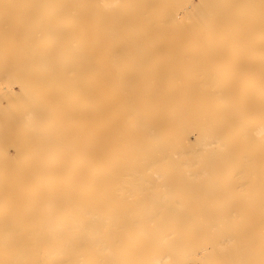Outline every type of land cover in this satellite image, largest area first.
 <instances>
[{"label": "bare ground", "instance_id": "bare-ground-1", "mask_svg": "<svg viewBox=\"0 0 264 264\" xmlns=\"http://www.w3.org/2000/svg\"><path fill=\"white\" fill-rule=\"evenodd\" d=\"M197 190L264 264V0H0V264L139 262Z\"/></svg>", "mask_w": 264, "mask_h": 264}, {"label": "rangeland", "instance_id": "rangeland-1", "mask_svg": "<svg viewBox=\"0 0 264 264\" xmlns=\"http://www.w3.org/2000/svg\"><path fill=\"white\" fill-rule=\"evenodd\" d=\"M170 53L173 54V52H170ZM99 57H100V55H99ZM51 88H52V87H50V88L47 90V91H48V94L52 91ZM15 89L18 90L17 87H16ZM49 90H50V91H49ZM49 95H50V94H49ZM51 95H52V94H51ZM51 95H50V96L47 95V96H48L47 99H48L49 101L52 100ZM52 113H53V115H54L55 118L53 117ZM52 113L49 114L50 116H52V117H50V119L52 118V119H51L52 122H51V124L49 125L50 127H55L56 125H60V124H62V123L64 124L65 122H67V125H68V120H69L70 122L72 121L71 124H73V126H72V125L70 124V122H69V127L72 126V127H70V128H72L71 130H74L73 127L76 128L75 125L77 124V121H74L73 118H67V120L64 121V119H65V118H64V117H65L64 115H63V117H62L63 119H61V117H60L61 115L58 114L59 112L56 113V114H58V115L54 114V112H52ZM70 116H72V115H69L68 117H70ZM53 118H54V119H53ZM56 119H57V120H56ZM58 119H59L60 121H59ZM55 120H56V121H55ZM61 120H62V121H61ZM49 121H50V120H49ZM58 122H59V123H58ZM75 122H76V123H75ZM52 123H53V125H55V126H52ZM57 123H58V124H57ZM1 125L4 127L3 122L1 123ZM70 128H67V129L69 130ZM68 130H67V131H68ZM76 130H77V128H76ZM71 132H73V131H71ZM74 132H77V131H74ZM68 133H69V131H68ZM72 134H74V133H72ZM33 145L36 146L35 144H33ZM10 153L13 154V149L10 150ZM22 159H24V157H23ZM22 162H23V160H22ZM72 185H73V186H76L77 183L74 182ZM78 185H79V184H78ZM113 185H114V184H113ZM119 185H121V184H118V185L115 184V186H119ZM122 185H123V184H122ZM203 191H204V190L192 191V193H191V192H185L186 194H183V193H176V195H178V196H179V195H183V196L185 197V199H186L187 202H191V203H189V205H188L189 207L192 206L193 209H194L195 207H197V208H195V209H194L195 211H194V210L192 209V207H191L192 211H191V213H189L190 215H189V214H184V215H181V216H180V215H178V214H172L174 218H173L172 216H171V217L168 216V218H170V219H169L166 223L169 222V225L166 224L163 228H161V229H163V230L160 229V231H163L164 237L166 236V233H167V236H168V235L171 236V231H172V234H175L176 232H178V234H179V233L182 232L183 235H184L183 237H184V239H186V240H185V241H183L184 239L181 240L183 237H181V238L178 237V236H180L181 234L177 235V233H176V234L174 235V237H172L173 235L171 236L172 239H171V238L168 239V237H167L166 240H164V241H165V243H164V242L161 241V239H162V237H163L162 233H160L159 231H157V232H155V235H156V233H157V236H158V235H162L161 237L158 236V240L161 238L160 241H159V243H160V244H159V243H156V242H158V241L155 240V239H157V238H156L157 236H156V237L154 236V238L151 237V236L154 235V231L152 232V230H149V232H148V236L145 235L146 237H144V236L142 237V235H140V236H139V240H141L140 237L143 238L142 240H144L145 238H146V239H147V238H148V239H149V238H150V239L152 238V239H154L156 242H155V241H152V239H151V240L149 239L150 242L148 243V242H147L148 239H147V240L145 239V240L143 241L144 243H141V244H143V246H142V245H141V246H142L143 248H145L147 251L145 250V251H146V252H145L143 249H141V251H140V252H142V254H143V256H144L143 259H142L141 261H139L140 263H139L138 261H133L132 264H151V263H154V261H156V260H154V259H159L160 257L162 258V257H166V256H169V255H170L169 258H168L169 260H168V261L166 260V264H181L182 261H184V262H189V261H190V260H189V261H188V260H184V259H187V257L189 256V254L191 255L189 258H190L192 261L189 262V263H186V264H204V263L207 264V262H208V264H209V263H210V260L213 261V262H215V263H213V264H217V263H218V264H220V263L222 264L223 262H224L223 264L226 263L227 260L224 259V258L221 257V256H219V257L217 258L218 260H217L216 258H215V259H214V258H211V259H210V255H213V256L215 255V254H212V253H214V252H213L214 250H212V248H213L214 246H216L215 248H217V250L222 249V247L219 248V246H220V245H219V242H218L219 239L217 240V237H216V236L219 235V236H218V238H219L220 235L222 234V231L225 230V227L221 226L220 224H217V225H215V226L212 225V223H213V224H216V222H217V223H220V221H218L219 219L217 218V214H218V213L216 212V213H217V214H216L212 207H214V209L217 211V210H218V207L220 208V205H221V206L223 205V203H222V198H223V197H221V196L218 195V194H217V195H214V196L210 195V202H209V201H208V199H209L208 194H209V193H208L207 191H206V192H205V191L203 192ZM159 193H162V192L159 191ZM190 193H191V194H190ZM197 193H198V194H197ZM162 194H163V193H162ZM194 194H195V196H194ZM190 195H191V196H190ZM201 195H202V196H201ZM224 195H225V194H224ZM224 195H223V196H224ZM79 196H80V198H81V195H79ZM187 196H188V197H187ZM203 196H204V197H203ZM211 196H212V200L215 198L217 202L214 201L215 199L212 201V200H211ZM193 197H194V199H195V198H197V199L194 200V199H192ZM213 197H214V198H213ZM218 197L220 198L221 202H219L220 200H219ZM78 198H79V197H78ZM82 198H83V197H82ZM82 198H81V199H77V201L80 202V200H84V201L86 200L85 202H87L88 200L91 199V198H90V199H88V198H83V199H82ZM176 198H177V196H175V197H173V198H170V199H176ZM198 198L200 199V201H199ZM201 198H203V199H201ZM224 198H225V197H224ZM224 198H223V200H224ZM75 199H76V198H75ZM64 200L66 201V198H65ZM197 201H198L199 203L202 202V204L197 203ZM205 201H206V202L208 201V203H211V204H212V207L210 206L211 209L206 210L209 206H208V203H206ZM67 202H68V201H67ZM81 202H83V201H81ZM194 202H195V203H194ZM214 202H215V203H214ZM216 203H217V205H214V204H216ZM220 203H221V204H220ZM194 204H197V205L195 206ZM198 204H199V205H198ZM204 205H205V206H204ZM203 206H204V207H207V208L205 209ZM215 206H216V207H215ZM203 208H204V209H203ZM216 208H217V209H216ZM203 210H204V211H203ZM213 211H214V212H213ZM195 212H196L197 215L195 214ZM210 212H211V215H212V214H213V215L210 216V218H209ZM64 213H65V215H66V214H67V211H65ZM207 213H208V214H207ZM214 213H215V214H214ZM181 214H182V213H181ZM198 214H199V215H198ZM177 215H178V216H177ZM188 216H189V219H185V218H184V217H188ZM193 216H195L196 219H195ZM202 216H204V217H202ZM214 216H215V217H214ZM63 217L65 218V217H67V215H66V216H63ZM175 217L177 218V220H175ZM179 217H180V218H179ZM213 217L215 218V220H213ZM172 218H173V219H172ZM182 218H184V219L186 220V221H184V222H187V220H189V222H192L193 227H194V226H195V228H196V227H199L200 230H201V228H203V226H202L203 224H204V225H207V227H208L207 229H205L206 226H204V228L202 229V230H205L207 233H209L210 227H212V226H213L214 228L217 227V229L215 228V229H216V230H215V229H213V227H212L214 233H213V234L211 233V235L209 234L210 236H208V234L206 235V234H205V231L203 232V231L201 230V231H202V232H201L198 228L195 229V231H196V232L198 231V233H195V231H193L194 229H193L192 227H189V225L192 226L191 223L188 224V222H187V223H185L186 226H185L183 229L186 228L185 230L189 231V233H188V232H186L185 230H182V227H183L184 225L181 226V224H182L183 222L180 223V222L178 221V219L181 220V221H183ZM191 218H192V219H191ZM216 218H217V221H216ZM193 219H194V220H193ZM210 219H211V220H210ZM65 220L68 221V218H66ZM173 220H174V221H173ZM192 220H193V221H192ZM206 220L208 221L207 224L205 223V222H207ZM195 221L198 222L199 224H198V223H195ZM212 221H213V222H212ZM223 221H224V220H223ZM172 222H174V223H172ZM178 222H179V223H178ZM200 222H202V223H200ZM203 222H204V223H203ZM209 222H211V224H210ZM176 223H177V224H176ZM223 223H224V222L221 221V224H222V225H225V224H226V225L228 226V223H227V222H225V224H223ZM171 224H172V225H175L176 228H177L178 226H181V227L175 229L173 226L171 227ZM183 224H184V223H183ZM208 224H209V225H208ZM177 225H178V226H177ZM187 225H188V227H187ZM210 225H211V226H210ZM226 225H225V226H226ZM167 226L170 227V228H172L173 230H171L170 228H167ZM201 226H202V227H201ZM209 226H210V227H209ZM219 227H221V233H220V229H218ZM222 227H223V228H222ZM230 227H231V226H230ZM230 227H229V228H230ZM164 228H165V229H164ZM189 228H191V229H193V230H191V229H189ZM227 228H228V227H227ZM227 228H226V229H227ZM166 229H167V231H165ZM174 229H175V230H174ZM178 229H180V231H179ZM188 229H189V230H188ZM222 229H223V230H222ZM181 230H182V231H181ZM190 230H191V231H190ZM207 230H208V231H207ZM218 230H219V232H218ZM235 230H236V228H232L231 230L229 229L228 231H229L230 233H231V231H233L232 234H235L236 236H237V235L239 236V232H240V230H239V231L236 230V231H238V232H236ZM169 231H170V232H169ZM173 231H175V232H173ZM183 231L186 232V235H187V234H188V236L190 235V238H191V237H192V238L194 237V239H193V240H192V238H191V239H190V238L188 239V238H187L188 236L185 237L186 235L184 234ZM192 231H193V232H192ZM199 231H200L201 233H200ZM234 231H235V232H234ZM150 232H151V233H150ZM191 232H192V233H191ZM210 232H212V231L210 230ZM215 232H217V234H216ZM149 233L152 234V235L149 236V235H150ZM158 233H160V234H158ZM224 233H225V232H224ZM261 233H262V232H261ZM197 234H198V235H197ZM199 234H202V235L199 236ZM203 234H205L206 236H205V235L203 236ZM252 235L255 237V234H252ZM252 235H251L250 237H252ZM202 236H203V238H202ZM236 236H234V237L236 238L235 242H237L238 244L235 243V244H233V245H235L234 247H235V248H238V249H236L234 252L231 253V255L233 254V257H234V260L232 259L233 257H232V258L230 257V261H231V262L233 261L232 264H234V262H235V264H255V262H256V264H261V262H262V264H263V261H262V260H261V262H259V260L261 259L260 257L262 256V252H261L260 250H261L263 247H262V246L259 247V245H258V246H254V245H255V240H254V239H248L246 236H242V235H240V236H241V237H244V238H241V239H244V240H243V241L240 240V242H239L240 237H238V240H237V237H236ZM195 237H198V239H195ZM205 237H206V238L208 237V238H207L208 241L205 240V239H206ZM212 237H214V238H212ZM178 238H179L180 241L178 240ZM245 238H247V239H245ZM163 239H164V238H163ZM163 239H162V240H163ZM167 239H168V240H167ZM173 239H175V240L177 239V240L179 241V242H178L179 245L176 243V245H177L176 248H175V245H174V243H173V241H172ZM187 239H188V241L192 240V243H193L194 240H197V241H195V242H196V245H197L198 248L196 247V245L194 246V243H193V244L190 243L191 246L188 245L189 243H188ZM209 239L212 240V241H210V242H214V244L212 243V244H213V247L210 246L211 243L209 242ZM215 239H216L217 241H216ZM177 240H176V241H177ZM245 240H247V241H245ZM249 240H250V241H249ZM181 241H182V243L184 242V243H183V244L185 245V246L183 247L184 250L180 249V247H181V246H180V242H181ZM241 241L244 242V244H246L245 247H244V246L242 247V242H241ZM136 242H137V241H136ZM136 242H134L135 245H136V244H140L139 242H137V243H136ZM151 242H153V243H151ZM208 242H209V243H208ZM134 243H133V244H134ZM145 243H147V245H145ZM150 243H151V245L153 246V248H151V246L149 245ZM154 243H155L156 246L153 245ZM168 243H169V244H168ZM171 243H173V244H171ZM186 243H188V244H186ZM248 243H249V244H248ZM133 244H132V245H133ZM167 244H168V245H167ZM183 244H182V246H183ZM216 244H217L218 246H217ZM236 244H237V245H236ZM252 244H253V245H252ZM135 245H134V247H135ZM157 245L160 246V247H158ZM164 245H165V246H164ZM171 245H173V246H171ZM145 246H147V248H146ZM162 246H164V247H162ZM167 246H168V247H171L172 250H171V248H168ZM178 246H179V249H178V251H176L177 248H178ZM206 246H207V247H206ZM248 246H249V247H248ZM253 246H254V247H253ZM157 247H158V248H157ZM161 247H162V248H161ZM186 247H187V249H186ZM189 247H190L191 250L188 249ZM211 247H212V248H211ZM234 247H232V249H233ZM150 248H151V249H150ZM154 248H155L156 250H155ZM164 248H165V249H164ZM195 248H196L197 250H195ZM243 248H244V249H245V248H246V249H247V248H250V249H249L248 252H247V250H246V249L244 250ZM258 248H261V249H258ZM152 249H154V250H152ZM166 249H167V250H166ZM175 249H176V250H175ZM193 249H194V250H193ZM207 249H208V250H207ZM181 250H182V251H181ZM192 250H193V251H198V250H199V251H198V254H197L196 252H192ZM202 250L207 251L206 253H204V257H203V254H202V253H203ZM240 250H242V251H240ZM250 250H253V252H255V253H253V257H254L255 255H257L256 258L259 257L260 259L258 258L259 260H257L256 258H252V257H251V256H252V251H250ZM256 250H257V251H256ZM154 251H155V253L153 254ZM171 251H172V252H171ZM180 251H181V256H180ZM220 251H222V250H220ZM177 252H179V253H178L179 255L177 254ZM182 252H183V253H182ZM184 252H186V255H185V256H184ZM191 252H192V254H191ZM249 252H250V253H249ZM144 253H145V254H144ZM166 253H167L168 255H166ZM194 253H196L195 255L197 256V258H196V256H194ZM208 253H209L210 255H207ZM215 253H216V252H215ZM218 253H220V252H218ZM248 253H249V254H248ZM258 253H260V254H258ZM187 254H188V256H187ZM205 254L207 255V257H205ZM246 254H248V256H247ZM250 254H251V255H250ZM254 254H255V255H254ZM162 255H163V256H162ZM177 255H178L179 257H178ZM192 255H193V256H192ZM200 255H201V258H200L201 260H200L198 263H196L195 260L197 259V261H198V257H200ZM217 255H218V254H217ZM217 255H215V256H217ZM219 255H220V254H219ZM231 255H229V256H231ZM260 255H261V256H260ZM213 256H211V257H213ZM215 256H214V257H215ZM239 256H240V257H239ZM152 257H153V258H152ZM155 257H156V258H155ZM184 257H185V258H184ZM192 257H193V258L195 257V258H194L195 260H194ZM220 257H221L222 260L224 259L225 261H224V260H223V261L220 260ZM245 257H246V258H245ZM161 258H160V259H161ZM178 258H179V259H178ZM189 258H188V259H189ZM202 258H203V260H202ZM206 258H207L208 261L206 260ZM249 258H250V259H249ZM181 259H182V260H181ZM209 259H210V260H209ZM212 259H213V260H212ZM179 260H181V263L178 262ZM205 260H206V261H205ZM215 260H216V261H215ZM236 260H238V261H236ZM203 261H204V262H203ZM228 261H229V260H228ZM230 261H229V262H230ZM136 262H137V263H136ZM184 262H183V263H184ZM253 262H254V263H253ZM183 263H182V264H183ZM227 263H228V262H227ZM184 264H185V263H184ZM211 264H212V263H211ZM230 264H231V263H230Z\"/></svg>", "mask_w": 264, "mask_h": 264}]
</instances>
